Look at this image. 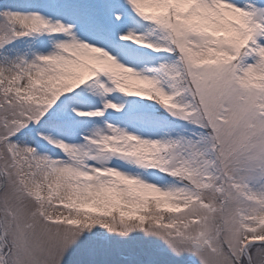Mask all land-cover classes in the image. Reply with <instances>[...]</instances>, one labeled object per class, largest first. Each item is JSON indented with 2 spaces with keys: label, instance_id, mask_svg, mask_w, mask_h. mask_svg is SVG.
I'll list each match as a JSON object with an SVG mask.
<instances>
[{
  "label": "snow or ice",
  "instance_id": "snow-or-ice-1",
  "mask_svg": "<svg viewBox=\"0 0 264 264\" xmlns=\"http://www.w3.org/2000/svg\"><path fill=\"white\" fill-rule=\"evenodd\" d=\"M0 264H264V0H0Z\"/></svg>",
  "mask_w": 264,
  "mask_h": 264
}]
</instances>
